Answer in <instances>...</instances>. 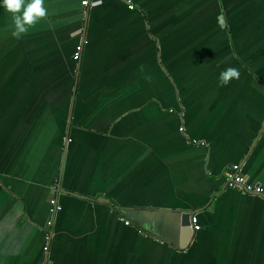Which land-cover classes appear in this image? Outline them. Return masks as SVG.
Listing matches in <instances>:
<instances>
[{
	"label": "crops",
	"instance_id": "0c3cea01",
	"mask_svg": "<svg viewBox=\"0 0 264 264\" xmlns=\"http://www.w3.org/2000/svg\"><path fill=\"white\" fill-rule=\"evenodd\" d=\"M82 1L0 7V264H264V0Z\"/></svg>",
	"mask_w": 264,
	"mask_h": 264
},
{
	"label": "clouds",
	"instance_id": "9594fccd",
	"mask_svg": "<svg viewBox=\"0 0 264 264\" xmlns=\"http://www.w3.org/2000/svg\"><path fill=\"white\" fill-rule=\"evenodd\" d=\"M0 7L12 14L15 30L12 32L14 37L28 31L40 18L46 15V8L43 0H0ZM239 77L236 68H226L220 73V82L227 84L230 80Z\"/></svg>",
	"mask_w": 264,
	"mask_h": 264
},
{
	"label": "built area",
	"instance_id": "2783aa9c",
	"mask_svg": "<svg viewBox=\"0 0 264 264\" xmlns=\"http://www.w3.org/2000/svg\"><path fill=\"white\" fill-rule=\"evenodd\" d=\"M91 4V0H83L82 1V5L84 7H88ZM129 8L131 10H133L135 8V5L132 4L131 2H129ZM82 52H83V45H78L76 48V51L74 53V59L75 60H79L81 59L82 56ZM181 131H184V128H181ZM225 180L227 181L228 185H230L231 187L238 189L244 193H249V194H258L261 195L263 194V188L253 185V184H249L246 181V178L244 176V174L241 172V165H233L226 173H225ZM50 209H49V214H50V218L47 221V225H46V240H50L52 234H53V225H54V221H55V217L57 215V213H59L62 210V206L59 204L58 202V198L57 197H52L50 199ZM194 227L196 229H199L200 226L195 224L194 222ZM45 264V263H43Z\"/></svg>",
	"mask_w": 264,
	"mask_h": 264
},
{
	"label": "water",
	"instance_id": "95a60500",
	"mask_svg": "<svg viewBox=\"0 0 264 264\" xmlns=\"http://www.w3.org/2000/svg\"><path fill=\"white\" fill-rule=\"evenodd\" d=\"M261 196H264V194H261Z\"/></svg>",
	"mask_w": 264,
	"mask_h": 264
}]
</instances>
